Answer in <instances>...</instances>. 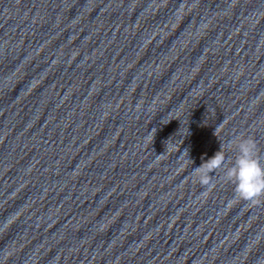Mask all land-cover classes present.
I'll list each match as a JSON object with an SVG mask.
<instances>
[{"label": "water", "instance_id": "obj_1", "mask_svg": "<svg viewBox=\"0 0 264 264\" xmlns=\"http://www.w3.org/2000/svg\"><path fill=\"white\" fill-rule=\"evenodd\" d=\"M264 0H0V264H264Z\"/></svg>", "mask_w": 264, "mask_h": 264}, {"label": "clouds", "instance_id": "obj_2", "mask_svg": "<svg viewBox=\"0 0 264 264\" xmlns=\"http://www.w3.org/2000/svg\"><path fill=\"white\" fill-rule=\"evenodd\" d=\"M236 157L228 163L220 148L212 157L194 168V174L202 185L213 187L211 173L223 169L224 177L234 184V193L239 199L256 203L264 197V163L261 162L258 146L251 136H240L233 141Z\"/></svg>", "mask_w": 264, "mask_h": 264}]
</instances>
